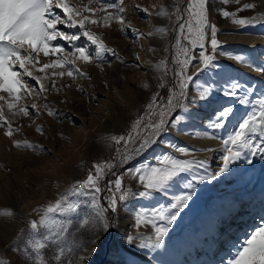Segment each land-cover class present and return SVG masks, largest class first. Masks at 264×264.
Segmentation results:
<instances>
[{"label":"snow or ice","instance_id":"snow-or-ice-1","mask_svg":"<svg viewBox=\"0 0 264 264\" xmlns=\"http://www.w3.org/2000/svg\"><path fill=\"white\" fill-rule=\"evenodd\" d=\"M219 2L225 5L240 4V0ZM212 4L213 0H179L174 2L172 11L162 4L153 5L152 11L137 4V13L167 18L170 22L168 26L140 33L131 28L125 19L124 0H87V3H83V0H77L76 3L73 0H0V129L9 138L19 131L13 128V119L16 117L22 116L35 122L41 109L48 116L57 117V110L48 106L47 99L52 92L59 93L71 87L67 83L60 84V81L91 80V76L82 71L79 65L92 64L103 72L106 54L120 64L126 63L89 25L107 28L115 23L120 26L121 32L131 28L137 42L155 34H171L174 40L171 48H164L165 52L174 49L173 55L151 65L153 68L164 67V78L171 74L169 83L172 87H166L162 80L157 85L164 90V100L160 99V93L153 92L146 104L145 115L132 122L131 130L126 135L104 137L116 146L115 156L92 164L86 176L72 183L54 202L33 209L38 219L28 221L26 235L21 230L20 238L25 241L24 245L11 247V251L21 255L24 264H77V259L79 264H91L102 240L125 222L121 210L130 199H151L155 194L166 192L177 179L192 174L194 169L204 168V160L195 158V149L171 143L165 145L166 149H174L184 158L174 157L166 151L158 158L156 166H126L153 145L162 142L165 134L173 132L188 120L195 104L207 105L212 108V114L201 121L202 127L210 131L194 132V136L209 137L211 133L212 138H215L216 132L226 129L235 113L234 106L220 104L219 107H213L219 103L214 82L197 84L194 95L191 87L199 74L219 68L216 63L218 56L246 65L264 77V63L256 65L244 55H233L224 50L218 39L220 30L211 19L217 13L238 27L245 28L264 23V16L237 17L238 12L256 8L254 3H244L235 11L213 8ZM82 38L85 41L83 44L80 43ZM89 44L94 46V50L89 48ZM147 51L155 52L156 49L149 47ZM135 59L139 61L140 56L136 55ZM107 62L111 65L110 61ZM193 67L195 72L191 71ZM219 75L225 84L223 96L231 98L240 106H249V110L237 127L220 137L224 153L218 170L200 176L193 174L191 179L183 183L186 189L184 194L174 196L168 206L136 211L130 221L132 227L151 225L156 239L155 247L160 246V241L173 222L194 200L196 183L216 181L229 172L230 165L244 158H247L246 163L249 165L255 157L264 159V94L252 99L255 95L252 85L241 83L227 72ZM143 87L147 88L148 85L144 84ZM77 91L84 93V89L79 86ZM29 99L33 101L30 107L25 103ZM37 100L43 103L37 104ZM35 131L43 135L40 125H36ZM12 143L16 148L43 151L39 145L27 140H13ZM207 150L211 151L210 148ZM129 178L132 181L131 191L125 186V180ZM70 197L86 198L84 206L90 209L89 214L81 217V203L70 200ZM13 215L11 210H0V216ZM74 217L78 221L76 231L88 229L91 237L71 247L68 235L76 234L70 231ZM124 243L128 248L138 250L146 246L136 245L131 234H126ZM86 246H92V251L77 257L76 253ZM49 248L52 254L45 257L42 250ZM113 254L119 257L116 264H135V258L130 253L122 256L121 250L116 249ZM0 264H10V261L0 259ZM227 264H264V223L258 225L236 247Z\"/></svg>","mask_w":264,"mask_h":264},{"label":"rangeland","instance_id":"rangeland-1","mask_svg":"<svg viewBox=\"0 0 264 264\" xmlns=\"http://www.w3.org/2000/svg\"><path fill=\"white\" fill-rule=\"evenodd\" d=\"M73 2L76 3L77 0H73ZM174 2H179V0H124L126 9L124 16L131 28L137 29L140 33L143 31H154L157 27L168 26L170 24L169 20L164 21L161 17L137 13L135 5L139 4L152 11L153 5L162 4L167 10L172 11ZM83 3H87V0H83ZM244 3H254L256 8L238 12V18L264 16V0H240V4L229 3L227 5L219 2V0H213L212 6L213 8L235 11ZM211 19L220 30L221 34L218 35V39L222 42L224 50L231 52L233 55H244L256 65L263 63L260 60L264 59V23L240 28L233 24L230 19L221 17L217 13H214ZM89 27L97 35H100L104 42L115 49L117 53H119L118 46L121 44L122 47L129 40L131 42L134 41L133 43L137 45L136 48H140L142 43L145 44L147 42L149 47L156 49L152 54L154 55L153 65L158 64L161 59L173 55L174 49L169 52L164 51L165 46L171 48L174 45L171 34H155L151 36L149 41L140 39L137 42L132 35L131 28L121 32L119 30L120 26L115 23L107 28L96 25H89ZM249 33L257 36L256 38L260 39L261 42H249L246 39ZM60 43L63 44L64 42L61 41ZM80 43H85L83 38ZM88 46L91 50H94V46L90 44ZM135 55H138L137 51ZM105 61L102 64L103 72L92 64L79 65L82 71L87 72L91 76V80L77 79L72 81L65 79L60 81V84L67 83L71 87L59 93L52 92L48 95V106L57 110L56 118L48 116L47 112L41 109L40 116L35 119V122L22 116L14 118L13 128L19 129V131L15 132L11 138L6 137L4 130L0 129V210L8 209L14 213L13 216L9 217L11 222L8 217L0 216V259H7L10 264H24L21 260V255L11 251V247L24 245L25 241L20 238L22 235L21 230H23V235H26L28 232V221L38 219L37 213L33 209L46 205L48 202H54L58 195L64 193L72 183L84 178L86 173L91 170L92 164L104 162L115 156L116 146L105 140L104 137L126 135L131 130L132 122L139 116L145 115L146 104L153 92L160 93V99L164 100V90L157 86L158 82L162 80L166 87H172V84L169 83V80L172 79L171 74L167 78L162 75L165 70L164 67L152 68V79L145 78L141 81L143 78L140 75L141 70L137 69V67L128 66L139 64L140 60L136 64L132 61L120 64L113 57L106 54ZM107 61H110L111 65ZM231 61L235 62L234 60L218 56L216 63L219 68L199 74L194 78V83L191 86L193 89L192 94L194 95L197 84L205 85L214 82L219 103L213 105V107H219L220 104H231L235 108V113L226 129L215 133L214 139L220 146V150L213 157L200 155L197 148L189 147L181 140V134L188 131L190 135H193L191 132H193L195 126L197 127V121L205 120L212 114V108L207 105H193V111L188 120L184 121L173 132L165 134L162 142L153 145L147 152L135 158L126 167H135L137 165L141 167L145 165L156 166L158 158L166 151L174 157L184 158L180 157V154L174 149H166L165 145L171 143L190 150L195 149V158L204 160V168L194 169L192 174H187L186 178L177 179L166 192L155 194L151 199H130L121 210L130 221L136 211L143 208L160 207L161 205L168 206L174 196L184 194L186 189L183 188V183L191 179L193 174L200 176L213 173L217 170L212 169L214 168L213 162L216 160L220 162L219 164H222L221 157L224 149L220 137L226 136L227 131L238 126V122L249 110V106H240L235 104L231 98L223 96L222 90L225 84L219 74L227 72L241 83L252 85L255 89V95L252 99L264 94L263 78L258 73L250 74L248 71L242 70L241 66L235 65ZM168 66L172 67L171 64ZM195 70V67L191 69L192 72H195ZM140 81L141 83H139ZM144 84H147L148 87H143ZM78 86L84 89V93L77 91ZM61 101L66 102L61 103ZM32 102L31 99L25 101L29 107ZM35 102L37 104L43 103L39 100ZM110 102H115L114 104L118 107L115 111L118 118H115L116 115L112 116V113L110 114ZM145 119H147V116H145ZM36 125H40L43 128V135L35 131ZM13 140L21 142L27 140L34 145H39L43 151L37 152L27 148H16L13 146ZM246 159L244 158L234 165H230L229 172L214 182L201 181L196 183L194 186L196 192L194 200L173 222L168 233L160 241V243H168L179 235L186 238L177 247L173 248L171 252L175 257L180 255L179 259L181 263L183 262L182 264H194L192 258V254L196 251L194 245L201 237L204 239L208 238L209 231L213 229L214 224H217L218 221L223 223L228 220L227 213L231 204L235 202L236 196L243 191V182L249 178L259 180L257 176L259 163L263 169L261 176L264 175V162L260 157L253 158L251 165L246 163ZM241 165H244V168L248 165L249 171L239 170ZM229 182L231 184L226 185ZM125 186L130 191L132 190L130 178L125 180ZM136 187L138 188L139 185L136 184ZM222 188L226 189V191H219ZM70 200L81 203L79 210L81 217L89 214L90 209L84 206L86 198L70 197ZM7 220L9 221L7 222ZM8 225L12 226L9 227ZM197 225L200 230L197 233L196 231L190 232ZM77 226L78 221L74 217L70 231L76 234L74 236L68 235V242L71 247H76L91 237L90 230L85 229L77 232ZM132 229H134L133 235H136L138 245H146L143 249H134L143 252L145 257L150 259L149 264H165L164 256L159 254L158 249L160 246L155 247L156 239L154 231L151 230V225L141 228L132 227ZM240 235L238 239L232 242V247L227 253L224 254L223 251L221 252L218 249L214 250L213 256L216 254L221 256L220 260L216 258L217 262H227L223 260H228L236 247L244 241L241 239L244 235ZM102 247L106 249V254L108 253V247H114L115 249L121 247L117 242L116 229L113 230L111 235H108ZM232 249L234 250L232 251ZM42 251L45 257L52 254L51 248ZM79 252L76 253V256H78ZM204 259L207 261V257ZM103 263L104 261L100 260L99 264Z\"/></svg>","mask_w":264,"mask_h":264},{"label":"bare ground","instance_id":"bare-ground-1","mask_svg":"<svg viewBox=\"0 0 264 264\" xmlns=\"http://www.w3.org/2000/svg\"><path fill=\"white\" fill-rule=\"evenodd\" d=\"M162 19L164 21H167V18H162ZM143 32L147 33L149 31H143ZM247 37L248 38H246V39L249 42L259 43V41H260V39L256 38L257 36L252 35L250 33H249V35H247ZM149 40H151V37L146 39V41H149ZM133 42L128 40L126 42L127 45L122 43L123 44L122 47L120 44L118 46V52L123 57V59L125 60L126 63L132 61L133 63L136 64L137 60L135 59V56H136L135 52L137 51L138 55L140 56V61H139L140 66L137 67V69L141 70L140 75H141V77L143 76L141 81H143L145 78L152 79L151 71H152L153 67H151V65H153V63H154L153 62L154 61V57H153L154 55H152L153 52L147 51L149 49V45H147V42L145 44L142 43L141 44L142 46H140V48L139 47L136 48L137 45ZM159 45L161 46V44H159ZM150 46H151V44H150ZM260 61H262L264 63V59H261ZM231 62L233 64L239 66V67L241 66L243 68L242 70L248 71L250 74L256 73L255 71H253L252 68H249L246 65H240V64H237L236 62H233V61H231ZM261 78H263V81H264V77H261ZM141 81L139 83H141ZM114 103L115 102H110V106H109L111 109L110 114L112 113V116H115L117 114L115 111H116V108L118 109V107ZM117 116L118 115H116L115 118ZM193 121H195V120H193ZM201 121H197V123H198L197 127L195 126L193 132H191V133H194V132L203 133L204 131H210V130L204 129L201 126ZM190 131H192V130L190 129ZM181 135H182L181 140L185 144H187L189 147L197 148L200 155H209L210 157H213V155L215 156V154H217V152L220 150V146L215 142V139L212 138L211 133H210L209 137L201 136L200 138H197L194 135H190L188 131H186V133H183ZM209 148L211 149V151L207 150ZM262 161L264 162V159H262ZM213 163H214V168H212V169L218 170V165H220L219 164L220 162L218 160H216ZM246 166L247 167L244 168V165H241L240 166L241 169H239V170H243L244 172L249 171V168H248L249 166L248 165H246ZM262 170H263L262 165L259 163V165H258V171L259 172L257 175L259 177V180H256V178H249L248 180L243 182L244 189H243V191H241L236 196L235 202H233V204H231L229 211L227 213L228 220H226L223 223L218 221L217 224H214L213 229H211L209 231V235L207 236L208 238L204 239L201 237V239H199L198 242L194 245L195 249H196L194 254H192L194 264H227V262L222 263L221 261L220 262L216 261L217 259L220 260L221 256H219L218 254L213 256L214 250L218 249L221 252L223 251L224 254L227 253V251H230V249L232 247V242H234L235 239H238L241 236L240 234H242V236L244 235L241 238L242 240H244L248 236V234L251 231H253L258 225L264 223V175L261 176ZM229 184H231V183L229 182L226 185H229ZM219 191L225 192L226 189L222 188ZM123 216L125 218V222L123 224H121V226L119 228L116 229L117 242L121 246V247H117V249L119 248L121 250L122 256H127L130 253L131 256L135 258V264H149L150 259H147L143 252L138 251L137 249H134V248H128L125 245V243H124L125 238L124 237H126L125 236L126 234H131L134 237L136 245H138L139 243L136 239V235H133L134 229H132V225L130 224V220L128 218H126L124 214H123ZM9 220L11 222L10 218H9ZM9 220H7V222ZM10 224H12V223H10ZM10 226H12V225H10ZM198 230H200V228L197 225L194 229H191L190 232L196 231V233H197ZM107 238H108V236H107ZM107 238L103 239L102 242L99 244L98 252L96 254H94V257L91 261V264H99L100 260L104 261L103 264H116L117 260H119V257L113 254L114 250H116L114 247H108V253L107 254L105 253L106 249L103 248L102 245H103V242ZM185 239L186 238H184V236L179 235V236H176L175 238L171 239V241L168 243H160V248L158 250H159V254L164 256L163 260H165V264H182L183 263V262L181 263V260L179 259L180 255L175 257L172 255L171 252H172L173 248L177 247ZM234 249H232V251ZM91 251H92V246H86L80 250L77 257H79L80 255H87ZM182 257H183V254H182ZM206 257H207V261L204 259ZM223 261H227V260H223ZM77 264H79L78 259H77Z\"/></svg>","mask_w":264,"mask_h":264}]
</instances>
